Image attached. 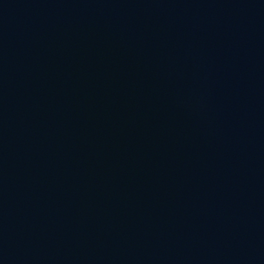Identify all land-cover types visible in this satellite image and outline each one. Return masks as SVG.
<instances>
[{
  "label": "water",
  "instance_id": "95a60500",
  "mask_svg": "<svg viewBox=\"0 0 264 264\" xmlns=\"http://www.w3.org/2000/svg\"><path fill=\"white\" fill-rule=\"evenodd\" d=\"M0 264H264V0H0Z\"/></svg>",
  "mask_w": 264,
  "mask_h": 264
}]
</instances>
